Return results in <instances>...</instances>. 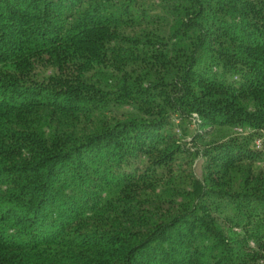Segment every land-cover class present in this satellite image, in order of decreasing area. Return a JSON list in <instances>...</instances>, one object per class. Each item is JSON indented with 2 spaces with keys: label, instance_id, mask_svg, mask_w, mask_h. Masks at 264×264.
Returning a JSON list of instances; mask_svg holds the SVG:
<instances>
[{
  "label": "trees",
  "instance_id": "1",
  "mask_svg": "<svg viewBox=\"0 0 264 264\" xmlns=\"http://www.w3.org/2000/svg\"><path fill=\"white\" fill-rule=\"evenodd\" d=\"M0 264H264V0H0Z\"/></svg>",
  "mask_w": 264,
  "mask_h": 264
},
{
  "label": "rangeland",
  "instance_id": "2",
  "mask_svg": "<svg viewBox=\"0 0 264 264\" xmlns=\"http://www.w3.org/2000/svg\"><path fill=\"white\" fill-rule=\"evenodd\" d=\"M198 121V120H197ZM179 130H180V137L181 139L184 140V142L187 144L186 147L189 149L191 148V141L193 139V136L198 132V122H195V120H185L181 122L179 125ZM220 132V130H215L214 134ZM194 151V149H192ZM184 160L183 158L180 159V161ZM200 161V158L196 159V163ZM197 173L200 175V170L199 168L197 169ZM200 178V177H199ZM196 191L197 194L201 193V187L199 183H196Z\"/></svg>",
  "mask_w": 264,
  "mask_h": 264
},
{
  "label": "built area",
  "instance_id": "3",
  "mask_svg": "<svg viewBox=\"0 0 264 264\" xmlns=\"http://www.w3.org/2000/svg\"><path fill=\"white\" fill-rule=\"evenodd\" d=\"M194 117L196 118L197 116H194ZM237 132L242 133V130L241 129H238ZM262 144H263V140L262 139H258L256 141V147H257V149H261L262 148Z\"/></svg>",
  "mask_w": 264,
  "mask_h": 264
}]
</instances>
